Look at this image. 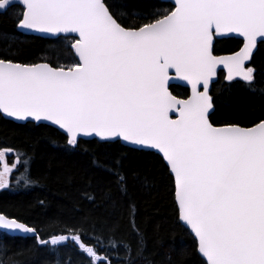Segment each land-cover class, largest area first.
Wrapping results in <instances>:
<instances>
[{
	"label": "snow or ice",
	"instance_id": "1",
	"mask_svg": "<svg viewBox=\"0 0 264 264\" xmlns=\"http://www.w3.org/2000/svg\"><path fill=\"white\" fill-rule=\"evenodd\" d=\"M17 6L21 29L71 37L77 60L54 67L0 59V114L22 125H54L73 149L81 138H98L154 152L172 184L176 219L193 236L202 264H264V119L253 127L214 126L209 116L218 68L229 82H254L248 62L264 44V0H174L162 14L132 25L106 0H0V11ZM227 39L239 40V50L217 55L216 45ZM176 82L190 95L174 94ZM93 163L123 189L119 158ZM27 164L26 153L0 149V189L10 188L14 170ZM134 217L139 245L143 235ZM0 229L30 234L52 251L71 242L87 264H104L99 248L105 241L131 257L114 224L91 244L79 228L46 240L2 213Z\"/></svg>",
	"mask_w": 264,
	"mask_h": 264
},
{
	"label": "trees",
	"instance_id": "2",
	"mask_svg": "<svg viewBox=\"0 0 264 264\" xmlns=\"http://www.w3.org/2000/svg\"><path fill=\"white\" fill-rule=\"evenodd\" d=\"M126 24H138L171 7L159 0H106ZM21 7L0 14V59L24 64L49 63L68 66L76 62L71 38L42 39L21 34L17 17ZM240 42L227 39L216 45L217 55L237 51ZM254 82L227 83L219 73L211 87L214 126L233 124L251 127L264 119V44L257 47L249 65ZM186 98L188 90L172 87ZM10 147L27 154V169L19 166L11 186L0 191V213L17 218L38 230L43 239L50 234L69 235L79 228L86 243H94L108 226H118V237L130 243L131 257L124 250H110L107 241L99 255L108 264H202L194 238L178 223L171 193L172 184L159 157L117 144L82 141L79 148L66 144L55 129L34 124L17 125L0 116V149ZM15 155V154H14ZM14 157V156H13ZM11 157V160H13ZM119 158L126 177L118 190L93 161ZM31 176L33 183L19 181ZM139 227L143 240L137 245L133 230ZM88 257L71 242L52 251L35 238L11 237L0 232V264H87Z\"/></svg>",
	"mask_w": 264,
	"mask_h": 264
},
{
	"label": "water",
	"instance_id": "3",
	"mask_svg": "<svg viewBox=\"0 0 264 264\" xmlns=\"http://www.w3.org/2000/svg\"><path fill=\"white\" fill-rule=\"evenodd\" d=\"M159 1L162 2V3H165V4H169L170 6H172V4L174 3V0H159ZM19 7H20V6H19ZM3 12H4V11H0V14L3 13ZM18 31H19L21 34L25 35V36H33V37H38V38H42V39H56V38H57V37L50 36V35H43V34H39V33H34V32H32V31H30V30H23V29H21L19 26H18ZM61 37H63V35H61ZM69 38H71V37H69ZM235 40H237V39H235ZM237 41H239V40H237ZM238 50H239V49H238ZM238 50H237V51H238ZM256 50H257V49L254 50V54H255ZM71 51H72V53H73V55H74V57H75L74 51H73L72 49H71ZM254 54H253V55H254ZM222 55H227V54H222ZM222 55H221V56H222ZM75 59L77 60L76 57H75ZM249 63H250V61L248 62V65H249ZM219 73H223L224 76L226 75V73H225V71L223 70L222 66H221L220 68H218V74H219ZM217 77H218V76H217ZM217 77L214 78V82L216 81ZM237 80H239V79L237 78ZM225 81H226L227 83H229V81H227L226 79H225ZM234 81H236V80H234ZM213 84H214V83H213ZM213 84H212V85H213ZM212 85H211V87H212ZM172 87L186 88V89L188 90V95H190V88L186 87V86L183 84V82H176ZM212 111H213V108L210 110L209 116H211ZM0 116H1L3 119H5V120H7V121H10V122H12V123H14V124L22 125L21 123L16 122V121L12 120L11 118H7V117L3 116L2 114H0ZM172 116H173V118H175V113H173ZM31 124H34V125H36V126L44 125V126L51 127V128H53V129H55L56 131H58V132H59L60 134H62L63 136H65V134L63 133L62 130H60V129L57 128L56 126L51 125V124H49V123H47V122H40L39 124H38L37 122H32ZM253 126H254V125H253ZM253 126H251V127H253ZM81 140H82V141L95 140V141L99 142V141H98V138H81ZM101 143H102V142H101ZM120 144L123 145V146H125V147L130 148L129 146L123 144V142H121ZM144 152H150V153L155 154V153L152 152V151H144ZM155 155H157V154H155ZM157 156H158V155H157ZM0 231H1V232H5L6 234H8V235L11 236V237H19V238H30V237H32L30 234H29V235H24V234H21V233L12 234L10 231H8V230H4V229H0ZM189 232H190V231H189ZM198 255H199V254H198ZM199 256H200V255H199ZM200 258L202 259L201 256H200Z\"/></svg>",
	"mask_w": 264,
	"mask_h": 264
},
{
	"label": "bare ground",
	"instance_id": "4",
	"mask_svg": "<svg viewBox=\"0 0 264 264\" xmlns=\"http://www.w3.org/2000/svg\"><path fill=\"white\" fill-rule=\"evenodd\" d=\"M30 238H34V237H30Z\"/></svg>",
	"mask_w": 264,
	"mask_h": 264
},
{
	"label": "flooded vegetation",
	"instance_id": "5",
	"mask_svg": "<svg viewBox=\"0 0 264 264\" xmlns=\"http://www.w3.org/2000/svg\"><path fill=\"white\" fill-rule=\"evenodd\" d=\"M10 163V162H9ZM1 170V169H0Z\"/></svg>",
	"mask_w": 264,
	"mask_h": 264
}]
</instances>
